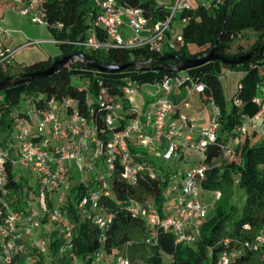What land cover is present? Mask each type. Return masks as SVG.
Returning a JSON list of instances; mask_svg holds the SVG:
<instances>
[{"label": "built area", "instance_id": "1", "mask_svg": "<svg viewBox=\"0 0 264 264\" xmlns=\"http://www.w3.org/2000/svg\"><path fill=\"white\" fill-rule=\"evenodd\" d=\"M46 1L14 0L16 7L29 15L32 21L47 22L57 30L64 28V21L48 18ZM205 2L174 0L169 5L159 1L168 10L163 17L154 19L144 6L131 4L127 0H95L88 30L92 32L90 37L78 40L56 37L53 41L106 49L115 45L127 48L145 46L163 53L168 47L176 49L183 43L182 35H175V38L169 35L177 11L192 9ZM188 19V15L182 17V27ZM98 31L104 32L106 38L97 37ZM10 36L9 31L0 25V63L12 60L13 50L7 46ZM39 41L36 39L32 43ZM228 69L223 67V72ZM126 79L122 94H110L108 87L101 85L97 99L103 110L102 124L94 107H90L86 113L80 110L78 100L72 96L51 97L41 104L29 102L26 112L16 116L8 134L0 135V260L5 264L11 262L17 252L26 254L24 264H35L29 244L21 237L23 234L30 237L31 245L39 247L44 253L48 251V238L35 236L34 232L44 223L61 225L65 232L67 241L60 246V252L71 247L72 225L67 210L62 207L72 186L68 159L75 160L87 172H95V187L81 196L78 207L105 229L113 214L101 199L103 195L111 193L110 179L116 168L120 167L122 175L133 183L146 171L151 175L156 173L155 160L137 158L131 145L147 148L153 154L171 160L179 158L188 149L205 153L206 148L217 140L222 109L214 96L207 100L202 97L203 104L196 111H182L191 107L194 92L202 95L206 88L204 81L185 70L166 73L154 80L144 106L138 107L129 102V95L141 86L134 84L129 76ZM183 86L187 88L186 93L175 97V91ZM252 100L257 104V111L249 114L241 109L240 121L227 133V140L220 144L224 157L230 156L236 145L250 132L257 130L258 118L264 116V91L256 93ZM235 103L242 105L238 99H235ZM175 113L179 115L177 118L173 117ZM201 119L205 121L203 125L200 124ZM46 127L50 129L51 137L44 132ZM86 140L92 143L93 153L90 157L84 154ZM18 163L29 166L38 174L33 199L26 200V206L21 208L14 206L18 197L9 178L10 171H16ZM208 166L202 161L183 171L170 173L171 196L169 210L165 214L159 210L154 199H132V207L151 227L147 242L156 241L157 226L172 231L177 241L196 237L200 223L206 218L212 204L205 200L204 193L212 197L213 203L222 194L220 189L204 188ZM86 181L89 183L90 177ZM55 191L59 194L58 205L46 206V197ZM37 197H43L39 204ZM44 217L47 218L46 222L43 221ZM244 228L251 230L253 227L245 223ZM232 240L233 245L221 250L216 264H231L248 248L258 252L260 264H264V223L252 237H235ZM224 241L229 243L231 238L227 236ZM108 255L104 249L97 250L92 264H133L126 248Z\"/></svg>", "mask_w": 264, "mask_h": 264}, {"label": "trees", "instance_id": "2", "mask_svg": "<svg viewBox=\"0 0 264 264\" xmlns=\"http://www.w3.org/2000/svg\"><path fill=\"white\" fill-rule=\"evenodd\" d=\"M127 1L134 5L144 6L147 13L151 14L154 19L163 17L168 10L163 8V4L157 0ZM94 2L95 0H47L45 5L48 18L52 21L62 20L65 23L62 30L54 28L57 37L71 40L88 37L91 14L95 10ZM181 15H188L189 19L182 29L185 41L176 49L168 47L163 53H159L145 46L127 48L115 45L106 49L66 41L59 42L63 48L61 55L84 52L106 63H125L155 58L163 54H177L161 62L163 67L157 70L156 75L157 78H161L166 73L178 72L172 70V66L178 62L179 57L202 54L215 44L217 50L226 55L247 53L258 44H262L264 0H223L219 2L210 0L195 8L182 11ZM250 30L257 35L255 41L248 47L239 44L237 49L232 50L236 39L243 35L249 36ZM96 36L101 39L106 38L102 31H98ZM189 43H196L202 48L191 51ZM53 61L51 58L36 60L24 65L22 70L16 72L13 71L12 61L0 63V80L19 72L46 67ZM221 62L223 67L245 69L246 72L240 80V88L236 95L242 99L253 98L258 90L257 84L264 78V48L258 47L250 58L242 62ZM199 66L201 67L192 75L205 82L206 88L202 92V97L207 100L210 96H214L221 106L222 117L217 140L206 148L201 159L190 163V166L202 161L208 163L203 186L205 189H220L222 194L213 208L210 207L206 218L201 221L200 231L196 237L192 240L177 241L172 231L157 226L156 241L149 243L146 237L151 232V227L145 218L132 207L133 198L141 200L150 198L155 200L163 214L168 212L171 196L168 178L171 172L179 171V169H161L159 165L155 167L154 175L146 171L139 175L136 183H133L125 178L121 173V168L117 167L110 179L111 193L103 195L101 199L104 206L113 214L109 225L102 229L78 207L81 196L91 187H95L96 176L95 172H92L89 183L82 178L72 183L62 203L72 225L71 247L63 252L59 251L60 246L67 241L63 230L46 232L49 241V249L46 253L42 252L39 247L31 245L29 236L24 234L21 236L29 244L30 254L33 255L35 264H74L76 257L80 259V264H92L97 250L104 249L112 256L124 248L133 264H216L221 250L233 245V238L252 237L255 234L258 227L264 223V143L252 144L246 136L234 147L230 156L222 155L220 144L227 140V133L240 121V111L243 107L233 103L232 108L228 109L222 91L220 74L208 65ZM76 68L86 69L77 71ZM129 69L141 70L132 66L123 71ZM74 74L87 76L88 87L96 96L93 101H90L89 91L85 86L72 82ZM126 80V73L100 71L94 67L71 61L51 75L2 88L0 89V135L8 134L15 124L16 116L26 112L25 108H15L23 100H26L27 104L32 101L41 104L51 97L72 96L78 100L81 111L88 113L90 107H94L95 114L99 116L102 124L103 110L100 109L97 99L101 85L108 87L110 94H122ZM131 149L137 158L155 160V154L148 150L133 145ZM184 154L183 152L177 159L184 158ZM236 156L239 158L237 159ZM238 174H240L239 180L236 182ZM9 178L18 197L14 206L16 208L25 207L26 200L22 199L23 184L19 175L16 171H10ZM234 184H238L245 191V199L241 208L233 200L236 190ZM46 198V206L52 207L53 200L50 197ZM43 221L46 222L47 218L44 217ZM245 223H250L253 228L246 230ZM227 236L231 238L229 243L224 241ZM25 256V253L17 252L8 264H24ZM252 261L260 264L259 254L248 248L231 264H250ZM0 264L5 263L0 260Z\"/></svg>", "mask_w": 264, "mask_h": 264}, {"label": "rangeland", "instance_id": "3", "mask_svg": "<svg viewBox=\"0 0 264 264\" xmlns=\"http://www.w3.org/2000/svg\"><path fill=\"white\" fill-rule=\"evenodd\" d=\"M163 1L169 5H171L174 0H157ZM209 2L210 0H204ZM182 16L180 11H177L176 17L172 22V27L169 31V35L175 38V35H182L183 42L185 41L183 35V27L182 23ZM0 25L9 31L11 34L10 38L7 40V46L13 50L12 52V63H13V71H19L23 69V66L29 64L36 60L48 59L51 58L55 60L58 56H60L63 52V48L60 43L53 41V38L57 37V34L54 32V28L50 26L47 22H34L31 20L30 16L24 14L18 9L15 5L14 0H0ZM64 29V28H62ZM60 29V30H62ZM88 37L92 35V32H87ZM256 33L253 30H250L249 36H241L236 39V41L232 45V50L237 49L239 44H242L244 47L250 46L256 39ZM39 39V42L32 43V41ZM189 48L191 51H195L199 48H202L196 43H189ZM205 65L210 66L221 76V84H222V91L224 94V98L227 101V108L231 109L233 103H235V99L241 100L243 109L248 112L249 114H254L257 111V106L252 100L250 99H242L238 97L236 94L240 88V80L245 74V69H232L229 68L228 71L225 73L223 72V64L219 59L209 60L205 63ZM201 66H194L183 69L188 71L189 73L195 72ZM82 68H76L75 70L81 71ZM84 70L86 68H83ZM82 69V70H83ZM101 71V70H100ZM130 73L134 84L139 85L140 83L146 84L143 87L137 88L134 92L130 93V100L131 104L137 105L138 107H143L144 102L148 97L147 93V85L153 87L155 77L157 75L156 69H144V70H136V69H129L127 71L122 72H115L116 74H124ZM72 82L85 86L89 91V99L93 101L96 96L92 94L88 85L89 79L86 75H78L74 74L72 77ZM260 87L257 84V93L264 90V78L260 81ZM27 102L26 100L21 101L19 104L16 105V109L26 108ZM16 113V111L14 112ZM259 126L256 131L250 132L247 136L252 144L254 143H264V116L258 118ZM14 130V128H13ZM48 137L52 136V133L48 127H46L45 131ZM142 149L147 150V148L142 147ZM185 157L182 159H171L165 160L155 154V162L157 167L161 165V169L164 168H173L183 170L185 169L190 163L197 162L204 156L203 152L188 149L184 152ZM238 159L239 156H236ZM222 159V157L220 158ZM218 162V160H217ZM79 166V165H78ZM76 166L77 169L71 171V181L72 183L81 179L87 180L92 174L83 170L82 168ZM16 172L19 175V178L22 181L23 189H22V199L30 200L33 199V195L35 193V188L38 185V174L37 172L31 170L29 166L23 165L18 163L16 166ZM236 183V182H235ZM32 187H30V186ZM235 192L233 195V200L239 205V208L242 207V204L245 199V191L238 184H234ZM170 193V191H169ZM171 195V193H170ZM50 197V196H49ZM53 197V204L58 205L59 203V194L57 191L52 193ZM203 197L205 200L211 202V208L216 204L212 202V197H210L207 193H204ZM40 200L43 201V197H37L36 202L39 204ZM174 200V199H173ZM47 201V200H46ZM231 222V221H230ZM60 231L62 230L61 225L56 223H48L47 226L41 225L35 229V236L43 235L46 236L47 231ZM47 237V236H46ZM110 256V255H108ZM74 264H80V259L76 257L74 259ZM250 264H258L256 261H252Z\"/></svg>", "mask_w": 264, "mask_h": 264}, {"label": "water", "instance_id": "4", "mask_svg": "<svg viewBox=\"0 0 264 264\" xmlns=\"http://www.w3.org/2000/svg\"><path fill=\"white\" fill-rule=\"evenodd\" d=\"M264 48V35L262 38V44H258L256 47L252 48L249 52L238 54V55H226L217 50V45H213L209 50L203 52L202 54L190 56V57H179L178 62L172 66V70L179 71L189 67L199 66L205 64L209 60L219 59L227 63H237L242 62L245 59L250 58L258 49ZM175 53L163 54L155 58H149L145 60H133L125 63H106L99 61L92 56L84 52H72L63 54L57 57L50 65L39 68L36 70L28 72H19L14 75L8 76L0 80V89L14 86L20 83L27 82L31 79H35L42 76L51 75L52 73L59 70L61 67L67 65L71 61H75L79 64H84L87 66L94 67L101 71L108 72H119L123 71L129 67H137L138 69H156L159 70L163 67L161 63L165 58L176 56Z\"/></svg>", "mask_w": 264, "mask_h": 264}, {"label": "crops", "instance_id": "5", "mask_svg": "<svg viewBox=\"0 0 264 264\" xmlns=\"http://www.w3.org/2000/svg\"><path fill=\"white\" fill-rule=\"evenodd\" d=\"M126 76H129V77H131L130 76V73L128 72V73H126ZM132 78V77H131ZM157 77H155V79H156ZM143 85H146V84H142V83H140L139 84V86H142L143 87ZM150 85H152V84H150ZM152 87L151 86H148L147 85V93H148V96H149V91H150V89H151ZM186 90H187V88L186 87H180L179 89H177L176 91H175V93H174V95H175V97H180V96H182L183 94H185L186 93ZM191 101H192V105H191V107H186V108H183V112H192V111H196L197 109H199L201 106H202V104H203V99H202V95H201V93L200 92H194L193 94H192V97H191ZM255 103V102H254ZM256 104V103H255ZM256 106H257V104H256ZM244 110V109H243ZM245 111V110H244ZM246 112V111H245ZM248 113V112H247ZM179 115H178V113H175L174 115H173V117H175V118H177ZM205 123V121H204V119H201V121H200V124H204ZM92 153H93V150H92V143H91V141L90 140H86L85 141V143H84V154L86 155V156H88V157H90L91 155H92ZM68 161V164H69V166H70V171H73V170H75V169H77L76 168V166H78V163L75 161V160H73V159H68L67 160ZM190 165H188L187 167H189ZM79 167V166H78ZM73 172H75V171H73ZM91 174H93L92 172H90ZM83 178V177H82ZM89 178V177H88ZM50 198L53 200V197H52V195L50 196ZM207 200V199H206ZM54 205V204H53ZM48 225V223H44L43 224V227L44 226H47Z\"/></svg>", "mask_w": 264, "mask_h": 264}]
</instances>
